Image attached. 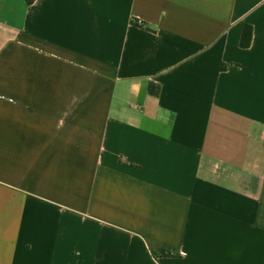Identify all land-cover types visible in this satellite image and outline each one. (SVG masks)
Returning a JSON list of instances; mask_svg holds the SVG:
<instances>
[{"label": "crops", "instance_id": "crops-1", "mask_svg": "<svg viewBox=\"0 0 264 264\" xmlns=\"http://www.w3.org/2000/svg\"><path fill=\"white\" fill-rule=\"evenodd\" d=\"M0 264H264V0H0Z\"/></svg>", "mask_w": 264, "mask_h": 264}, {"label": "trees", "instance_id": "trees-1", "mask_svg": "<svg viewBox=\"0 0 264 264\" xmlns=\"http://www.w3.org/2000/svg\"><path fill=\"white\" fill-rule=\"evenodd\" d=\"M27 5H30L32 3V0H25ZM133 25H138L136 22L132 21ZM250 36H251V30L250 28H246L244 30V34H243V46H247L249 41H250ZM148 93L149 95L153 96V97H158L159 95V87L158 86H154L152 84L149 85L148 87Z\"/></svg>", "mask_w": 264, "mask_h": 264}]
</instances>
